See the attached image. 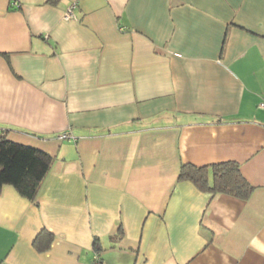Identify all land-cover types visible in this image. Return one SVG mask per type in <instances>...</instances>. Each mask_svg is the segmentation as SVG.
<instances>
[{
	"label": "crops",
	"instance_id": "crops-1",
	"mask_svg": "<svg viewBox=\"0 0 264 264\" xmlns=\"http://www.w3.org/2000/svg\"><path fill=\"white\" fill-rule=\"evenodd\" d=\"M0 51V129L53 157L0 264H264V0H0ZM225 160L247 198L177 179Z\"/></svg>",
	"mask_w": 264,
	"mask_h": 264
},
{
	"label": "trees",
	"instance_id": "trees-1",
	"mask_svg": "<svg viewBox=\"0 0 264 264\" xmlns=\"http://www.w3.org/2000/svg\"><path fill=\"white\" fill-rule=\"evenodd\" d=\"M0 54L7 55L4 51ZM52 159L48 152L10 139L5 129H0V187L9 184L21 196L35 201ZM177 179L189 180L204 192H222L240 199L247 198L254 188L233 160L200 165L182 162ZM52 238V232L43 228L35 236L33 244L38 251H44L50 246Z\"/></svg>",
	"mask_w": 264,
	"mask_h": 264
},
{
	"label": "built area",
	"instance_id": "built-area-1",
	"mask_svg": "<svg viewBox=\"0 0 264 264\" xmlns=\"http://www.w3.org/2000/svg\"><path fill=\"white\" fill-rule=\"evenodd\" d=\"M75 6V2H72L67 9L64 11V18L68 19L73 16V8ZM260 106L264 108V102L260 103ZM92 264H105L101 259H99L96 255L93 258Z\"/></svg>",
	"mask_w": 264,
	"mask_h": 264
}]
</instances>
